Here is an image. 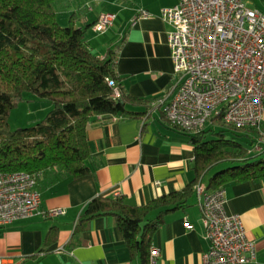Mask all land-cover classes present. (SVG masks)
<instances>
[{"label": "crops", "instance_id": "obj_1", "mask_svg": "<svg viewBox=\"0 0 264 264\" xmlns=\"http://www.w3.org/2000/svg\"><path fill=\"white\" fill-rule=\"evenodd\" d=\"M177 2L120 0L123 17L108 49L116 50V72L127 94L155 101L173 87L174 63L168 39L171 27L162 11ZM245 2L264 11V0ZM103 12L110 11H101L91 22ZM114 13L117 18L111 30L120 16ZM87 40L93 50V38L87 36ZM106 53L96 54L104 57ZM129 109L142 114H102L90 124L89 174L75 177L48 171L39 176L41 208L62 207L65 213L0 227V255L23 256L22 264L29 259L35 264H142L140 253L132 255L113 216L99 217L88 229L76 232L80 215L94 197L122 196L133 205H143L182 189L195 176L193 145L168 122L163 109L155 106L148 110L145 105H130ZM225 188L227 211L241 215L248 237L256 243L257 258L248 264H264V179L232 183ZM187 221L191 227H187ZM54 226L59 229L58 238L46 245L47 234ZM62 246L66 251L57 252ZM153 246L161 250L155 264H203L210 241L197 192L185 206L165 215ZM13 264L20 262L15 259Z\"/></svg>", "mask_w": 264, "mask_h": 264}, {"label": "trees", "instance_id": "obj_2", "mask_svg": "<svg viewBox=\"0 0 264 264\" xmlns=\"http://www.w3.org/2000/svg\"><path fill=\"white\" fill-rule=\"evenodd\" d=\"M57 1L0 0V169L24 170L37 180L48 171L75 177L90 173L88 128L98 115L136 117L142 113L130 110V105L154 108L153 101L129 95L119 84L115 49L109 48L104 57L92 50L87 33L96 21L85 27H77L74 21L62 26L57 19ZM110 77L118 81L120 98L113 96ZM25 92L50 100L53 108L31 126L11 129L10 112ZM216 123L223 127L210 126L196 133L172 125L193 145L195 176L185 187L143 205H133L122 196L94 197L80 215L76 232L88 229L99 217L113 216L132 255L140 253L142 264H151L155 233L165 215L189 202L196 185L215 164L240 162L210 178L207 188L212 191L264 179V152L252 150L256 131L228 125L221 116ZM58 233V227H52L45 244L54 242Z\"/></svg>", "mask_w": 264, "mask_h": 264}, {"label": "built area", "instance_id": "obj_3", "mask_svg": "<svg viewBox=\"0 0 264 264\" xmlns=\"http://www.w3.org/2000/svg\"><path fill=\"white\" fill-rule=\"evenodd\" d=\"M162 17L171 27L175 82L153 106L163 109L171 125L191 133L213 126L218 116L233 127L252 128V150L264 152V11L245 0H178L163 9ZM116 18L114 12H103L93 28L106 32ZM108 82L114 98H120L118 81L110 77ZM196 192L210 241L203 264H248L256 259V243L248 237L241 215L226 209V188L212 191L200 180ZM41 202L34 174L0 169V227L65 213L62 207L43 209ZM186 225L191 227L188 221ZM160 255V248L153 246L151 264ZM15 259L25 261L23 256L0 255V264H13Z\"/></svg>", "mask_w": 264, "mask_h": 264}, {"label": "rangeland", "instance_id": "obj_4", "mask_svg": "<svg viewBox=\"0 0 264 264\" xmlns=\"http://www.w3.org/2000/svg\"><path fill=\"white\" fill-rule=\"evenodd\" d=\"M120 0H58L55 3V9L57 12L58 22L62 26H69L72 21L78 26L85 27L90 23L101 11L117 12L120 16L117 20L116 28L110 29L106 32L94 33L92 29L89 30L87 36L93 38V51L97 54L106 52L111 40L116 35L123 17V13H120L121 5ZM261 7V4L258 2ZM91 8V9H90ZM92 44V43H91ZM111 46V45H110ZM115 47V43L114 46ZM53 108V104L48 99L40 98L33 92H25L23 98L17 106H15L9 116V124L11 129H17L20 127H27L35 124L37 121L46 117L48 112ZM214 128L220 129L223 126L216 123ZM224 127H227L224 126ZM231 134L228 132V135ZM240 164L238 161L225 160L215 164L208 170L205 175V181L208 182L210 178L218 171ZM151 218L154 215L150 216ZM19 262V261H18ZM32 259H29L26 264H35ZM20 264H22L20 262Z\"/></svg>", "mask_w": 264, "mask_h": 264}]
</instances>
